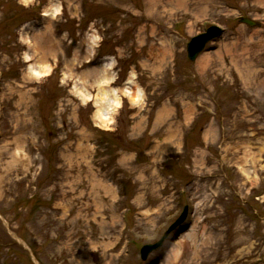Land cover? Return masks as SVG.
Listing matches in <instances>:
<instances>
[{"label":"rangeland","instance_id":"obj_1","mask_svg":"<svg viewBox=\"0 0 264 264\" xmlns=\"http://www.w3.org/2000/svg\"><path fill=\"white\" fill-rule=\"evenodd\" d=\"M0 264H264V0H0Z\"/></svg>","mask_w":264,"mask_h":264},{"label":"water","instance_id":"obj_2","mask_svg":"<svg viewBox=\"0 0 264 264\" xmlns=\"http://www.w3.org/2000/svg\"><path fill=\"white\" fill-rule=\"evenodd\" d=\"M246 21L250 25H255L256 23L249 19L245 18ZM222 33V29L219 26H211L207 32L202 33L200 35L194 36L191 41L188 43V53L191 60H195L197 56L204 49L206 43L216 37H218ZM189 212V206H185L182 214L177 218V220L172 223L168 229L164 232L161 238L154 243H147L142 247L141 253L142 258L147 259L149 254L161 247L164 241L168 238V236L174 231L179 225H181L187 218Z\"/></svg>","mask_w":264,"mask_h":264},{"label":"bare ground","instance_id":"obj_3","mask_svg":"<svg viewBox=\"0 0 264 264\" xmlns=\"http://www.w3.org/2000/svg\"><path fill=\"white\" fill-rule=\"evenodd\" d=\"M58 6V5H57ZM57 6L55 5V7H56V9H57ZM54 9L55 8H53L52 9V11H54ZM52 11L51 10H47L46 11V13H45V15H51V14H53L52 13ZM56 12V11H55ZM57 13V12H56ZM41 41V40H40ZM38 46L40 47V48H42V49H44V51L45 50H48L49 49V47L50 46H48V43H47V45H44L43 43H40V44H38ZM47 57V56H46ZM206 56L205 57H202V60H201V62L203 63L205 60H206ZM36 74H37V72H35ZM102 75H98V77H95V80L98 82V85H100V77H101ZM83 78V77H82ZM131 84L130 85H132L133 83L132 82H130ZM100 87H101V85H100ZM126 91L128 92V93H131L132 91H131V88H130V86H128L127 88H126ZM109 96H110V92L108 91H106L105 90V88H100V90H99V93H98V95H97V98H96V105H98L99 107H98V110H97V115L102 119V118H104V114H103V105H107V103H109V101H110V99H109ZM139 96H141V94H139Z\"/></svg>","mask_w":264,"mask_h":264}]
</instances>
